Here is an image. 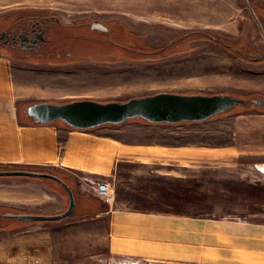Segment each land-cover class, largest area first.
<instances>
[{
    "label": "rangeland",
    "instance_id": "rangeland-1",
    "mask_svg": "<svg viewBox=\"0 0 264 264\" xmlns=\"http://www.w3.org/2000/svg\"><path fill=\"white\" fill-rule=\"evenodd\" d=\"M249 2L0 0V32L26 16H52L64 25L54 32L52 51L44 58L25 54L10 57L0 49V57L10 60L12 70L30 77L16 98L21 119L27 116L30 106L39 102L63 104L85 99L125 102L162 92L239 98L242 104L204 122L152 124L135 118L120 129L122 139L129 143L128 157L139 160L137 167L149 178L162 182L167 178L174 180L171 176H160L157 169L166 172L182 168L180 174L190 176L193 169L196 173L199 168L200 174L195 179L201 180L203 195L198 214L208 217L214 212L215 215L224 212L221 206L228 202L221 191L228 184L225 175H232L240 184L260 178L264 172L261 170L264 166V116H260L264 113V105L260 104L264 103V62L245 61L240 53L233 54L224 46L227 40L244 36L260 54L264 53V35L249 9L254 4L264 9V0ZM261 12L264 14V10ZM93 23L103 24L108 31L93 29ZM198 32H204L205 37L181 40L153 59L130 51L159 50L187 34ZM209 35L220 40L215 42ZM57 49L59 51H55ZM49 54L53 55L47 57ZM248 54L250 57L251 53ZM23 59L33 64L18 61ZM114 132L110 131L116 135ZM21 135L23 137V131ZM22 141L36 146V137ZM1 165L4 164H0V170L17 169ZM41 168L45 172L52 171L50 167ZM67 175L60 174L72 187L76 185L78 195L93 197V193L82 188L78 175L71 174L78 182ZM45 183L51 188L44 186ZM134 188L133 185L129 189L115 186L116 200L120 196L135 195ZM217 189L220 192L216 193ZM54 193L65 197L69 205L66 190L54 180L0 177V205L15 214L36 213L46 205L58 204L60 195ZM143 195L145 197L135 198L142 202V207L157 208L159 202L151 201V194ZM78 210L77 204L75 215ZM242 210L244 213L233 215L244 217L245 213H253L256 215L251 219L264 218V206H243ZM0 225V264H52V222L28 223L3 218ZM92 264H120V261L105 262L96 258Z\"/></svg>",
    "mask_w": 264,
    "mask_h": 264
},
{
    "label": "crops",
    "instance_id": "crops-1",
    "mask_svg": "<svg viewBox=\"0 0 264 264\" xmlns=\"http://www.w3.org/2000/svg\"><path fill=\"white\" fill-rule=\"evenodd\" d=\"M26 79L30 77L25 78L22 71L12 70L7 57H0L1 166L42 172L45 170L41 167H50L72 179L71 174H77L84 179L108 181L114 189H129L132 185L136 189V193L132 191L135 195L120 196L111 207L97 196L78 195L76 185L67 183L79 210L72 218L52 222V264H92L96 258L105 262L118 260L120 264H264V218L251 219L256 215L253 213L233 215L244 213L243 206H264V172L260 178L240 184L226 174L228 184L221 189L228 197L221 206L224 212L201 216V180L195 179L199 168L196 173L193 169L190 176L180 174L182 168L166 172L157 169L160 176L174 180H154L139 170V160L128 157L129 143L120 135L123 124L77 130L60 121L37 123L28 113L21 119L16 98ZM31 137H36V146L22 141ZM261 168L264 170V166ZM44 186L51 188L46 183ZM143 193L159 202L157 208L146 209L135 200ZM59 195L58 204L29 213L50 215L65 211L67 200Z\"/></svg>",
    "mask_w": 264,
    "mask_h": 264
},
{
    "label": "water",
    "instance_id": "water-1",
    "mask_svg": "<svg viewBox=\"0 0 264 264\" xmlns=\"http://www.w3.org/2000/svg\"><path fill=\"white\" fill-rule=\"evenodd\" d=\"M92 28L108 31L107 27L100 23H93ZM3 37L4 33H1L0 39ZM209 37L215 39L210 35ZM242 103V100L230 95H185L162 92L134 97L125 102H99L90 99L74 100L63 104L39 102L30 106L27 112L30 117L40 124H52L62 121L75 129L90 130L104 125H121L135 118L144 119L152 124L204 122ZM0 177L51 179L58 182L66 190L69 198L67 209L55 215L8 213L6 215L8 218H15L28 223L56 222L68 218L75 209L76 198L72 188L64 180L49 172L0 171Z\"/></svg>",
    "mask_w": 264,
    "mask_h": 264
},
{
    "label": "flooded vegetation",
    "instance_id": "flooded-vegetation-1",
    "mask_svg": "<svg viewBox=\"0 0 264 264\" xmlns=\"http://www.w3.org/2000/svg\"><path fill=\"white\" fill-rule=\"evenodd\" d=\"M247 2L250 3L249 0ZM249 9L254 22L264 35V14L261 12L264 9L258 4H254L253 8L249 7ZM61 27H64V25L52 16H26L20 18L15 24L1 30L0 34L4 33V37L0 39V49L10 57L13 54H25L28 57L44 58L47 53L52 51V44L55 42L54 32ZM213 41L218 42L219 38H215ZM224 44L231 53H240L245 61L264 62V53L260 54L259 50L253 44H250L244 36L238 40H227V43ZM242 44L243 48L241 47ZM55 51H59V49ZM248 52L252 56L254 53L256 54L254 57H251V55L249 57ZM18 61L33 64L27 59ZM260 104L264 105V103ZM8 213L15 214L0 205V224L3 222V218H8L6 216ZM8 219L16 220L15 218Z\"/></svg>",
    "mask_w": 264,
    "mask_h": 264
},
{
    "label": "built area",
    "instance_id": "built-area-1",
    "mask_svg": "<svg viewBox=\"0 0 264 264\" xmlns=\"http://www.w3.org/2000/svg\"><path fill=\"white\" fill-rule=\"evenodd\" d=\"M77 177H79V181L81 182L84 190H87L89 193H93L111 207L116 204L117 200L115 189L108 182L100 179H84L80 176Z\"/></svg>",
    "mask_w": 264,
    "mask_h": 264
},
{
    "label": "trees",
    "instance_id": "trees-1",
    "mask_svg": "<svg viewBox=\"0 0 264 264\" xmlns=\"http://www.w3.org/2000/svg\"><path fill=\"white\" fill-rule=\"evenodd\" d=\"M193 34H196V35H193ZM205 33L204 32H198V33H192V34H187V35H185L184 37H181V38H179L178 40H176V41H174V42H172L170 45H168L167 47L165 46V47H163V48H160L159 50L157 49V50H152V51H147V52H140V51H136V50H134V51H132V50H130L131 52H133V53H135V54H138V55H145V57L146 58H149V59H153V57H159L158 56V54L161 52V51H163V50H165V49H167L168 47H171V46H173V45H175V44H177V43H179L181 40H184V39H186V38H194V39H203L204 37H205V35H204ZM191 35H193V36H191ZM220 40V39H219ZM225 46V45H224ZM56 53H59V52H56ZM237 54H239V53H237ZM236 54V55H237ZM53 54H49L47 57H51ZM57 58H59V57H57ZM80 59H82V56H80ZM240 105V104H239ZM238 106V105H237ZM213 118V117H212ZM128 121H130V120H128ZM146 121V120H145ZM58 122V121H57ZM60 122H62V121H60ZM56 123V122H55ZM62 123H64V122H62ZM126 123V122H125ZM147 123H149V122H147ZM182 123V122H181ZM124 124V123H123ZM67 125V124H66ZM104 126H106V125H104ZM71 128H73V127H71ZM73 129H75V128H73ZM77 130H79V129H77ZM15 170V169H14ZM0 171H11L10 169H5V170H0ZM30 171H36V170H30ZM47 172H49V173H51V174H53V175H56V176H58L59 178H61L62 180H64L61 176H60V174H59V172H57V171H47ZM65 181V180H64ZM66 182V181H65ZM67 183V182H66ZM74 211H75V209H74ZM74 211L72 212V214L68 217V218H70L73 214H74Z\"/></svg>",
    "mask_w": 264,
    "mask_h": 264
}]
</instances>
